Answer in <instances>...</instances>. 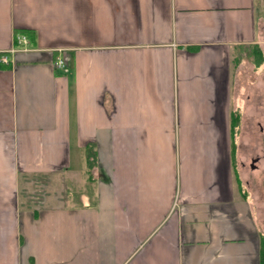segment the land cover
<instances>
[{"label": "crops", "instance_id": "crops-1", "mask_svg": "<svg viewBox=\"0 0 264 264\" xmlns=\"http://www.w3.org/2000/svg\"><path fill=\"white\" fill-rule=\"evenodd\" d=\"M255 43L264 0H0L12 264H261L259 210L228 150L232 53ZM83 173L59 204L22 194Z\"/></svg>", "mask_w": 264, "mask_h": 264}, {"label": "rangeland", "instance_id": "rangeland-1", "mask_svg": "<svg viewBox=\"0 0 264 264\" xmlns=\"http://www.w3.org/2000/svg\"><path fill=\"white\" fill-rule=\"evenodd\" d=\"M262 48L264 50V45ZM232 55L231 66L235 63L234 57L236 53L233 52ZM229 79L232 91V94L229 95V103L231 107L237 105V113H240L241 119L235 138H232L230 134L231 122L229 123L228 150L232 154L234 146H238V166L241 169L245 185H248L253 193L259 210V218L264 229V63L256 67L246 57H242L237 71L233 72ZM205 144L203 145L206 147ZM233 155L230 156L231 165L233 163ZM56 177L53 176L52 178ZM84 177L83 173L82 180H80V177L77 183H68L66 185L63 184L61 178L52 181V186H40L39 183L43 184V181L36 180L38 184L35 188L36 191L33 187L29 191L24 187L22 194L24 196L27 195L26 199L28 201L31 199L32 201L35 200L34 202L38 205L47 204L46 202L59 204V200L54 197L55 193L63 195L64 186L69 187L72 191L80 189L84 186ZM38 190L40 191V197H38ZM252 193L250 192L251 195ZM30 195L31 197L29 198ZM60 200L63 202V197ZM64 201L68 202V199ZM7 231L11 234L14 229L7 224ZM13 248L11 244L4 247L3 250L0 249L7 254L2 256V259H6V261H0V264H12Z\"/></svg>", "mask_w": 264, "mask_h": 264}, {"label": "trees", "instance_id": "trees-1", "mask_svg": "<svg viewBox=\"0 0 264 264\" xmlns=\"http://www.w3.org/2000/svg\"><path fill=\"white\" fill-rule=\"evenodd\" d=\"M17 33V32H16ZM17 35V34H16ZM237 53L235 56V64L238 65L241 62L242 57H246L247 60L251 63H253L256 67L261 66L264 63V50L258 43L255 44H249V45H241L237 47ZM240 113H237L236 110H234L231 113V128H230V134L232 138H235L238 126L240 123ZM234 145V143H233ZM235 151V146H234ZM86 170L88 173V177L90 179H93L92 170L97 166L96 161V151L93 144L88 145L86 147ZM260 254H261V264H264V235L261 237V248H260Z\"/></svg>", "mask_w": 264, "mask_h": 264}, {"label": "built area", "instance_id": "built-area-1", "mask_svg": "<svg viewBox=\"0 0 264 264\" xmlns=\"http://www.w3.org/2000/svg\"><path fill=\"white\" fill-rule=\"evenodd\" d=\"M18 40H19V42L27 43V40H26V36H25V35L18 37ZM14 51H15V49H11V50H10V52H14ZM1 60L5 61V62L9 61L7 55H3V56L1 57ZM54 66H55L57 69H60V70H62V71H67V70H68V69H67V66H66V64H65L64 59L61 58V57H58V58L56 59V61L54 62Z\"/></svg>", "mask_w": 264, "mask_h": 264}]
</instances>
